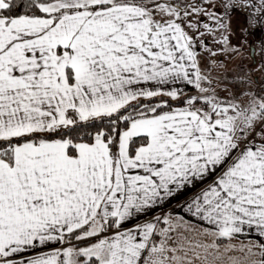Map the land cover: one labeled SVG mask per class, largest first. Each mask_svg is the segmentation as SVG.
<instances>
[{
    "label": "snow or ice",
    "instance_id": "snow-or-ice-1",
    "mask_svg": "<svg viewBox=\"0 0 264 264\" xmlns=\"http://www.w3.org/2000/svg\"><path fill=\"white\" fill-rule=\"evenodd\" d=\"M238 9L264 26V0H0V264H264Z\"/></svg>",
    "mask_w": 264,
    "mask_h": 264
},
{
    "label": "crops",
    "instance_id": "crops-1",
    "mask_svg": "<svg viewBox=\"0 0 264 264\" xmlns=\"http://www.w3.org/2000/svg\"><path fill=\"white\" fill-rule=\"evenodd\" d=\"M246 15H247L246 12L240 13L237 10V15L234 18V27L237 29V32H236V35L232 38V44L239 46L242 49V54L239 57H233L232 58L230 65H232L233 67H235V65L242 64V62H241L242 60H240L242 55L244 54V50H243L244 45L242 47V44H244V43H241L242 40L246 41L245 44L247 42H248V44H253L254 42L255 43L259 42V43H261L260 47H262V45L264 43V39H263L264 38V30H263L264 26L254 27L250 24H247L246 21L244 20V17ZM241 27L247 28V32H248L247 36H244V34L241 31H239V29ZM253 54H254V50H253ZM251 58L253 59L254 55H252ZM203 61H204V64H202V67L207 64V60L205 61L203 59ZM256 63L257 62L255 60H253V61L251 60V61L245 62L244 64L247 65L246 69H248V68L251 69L252 76L255 77L256 80H260L264 75V63L261 61L259 64L260 69H262L261 73H257L256 71H254V69L256 68ZM168 211H172L173 214L185 216V219L191 223L193 228H196L197 226H199L201 229L211 228V226L205 225V224H203V222L195 221L193 218L186 216V214H184L183 212L180 211L179 207L175 203L171 204L169 207H167L163 210V212H168ZM156 214L162 215L163 213L160 211H157ZM244 242L247 243L246 240ZM234 243L239 244L240 241L237 240V241H234Z\"/></svg>",
    "mask_w": 264,
    "mask_h": 264
},
{
    "label": "rangeland",
    "instance_id": "rangeland-1",
    "mask_svg": "<svg viewBox=\"0 0 264 264\" xmlns=\"http://www.w3.org/2000/svg\"><path fill=\"white\" fill-rule=\"evenodd\" d=\"M222 10V9H221ZM238 11L240 13H244L243 10H240L238 9ZM264 30V29H263ZM264 39V38H263ZM244 45V54L242 55L241 59L242 60V64L245 66V68L247 67L246 64H244L245 62H248V61H253L255 60L257 63H256V68L254 69V71H256L257 73H261L262 69H260L259 67V64L260 62L262 61L264 63V43L261 46V43L259 42H254L253 44H248V42L245 44H242V47ZM210 47H214V45H209ZM251 50H254V58L252 59L251 56H250V51ZM205 61L207 60V64H210V58L207 56V54H203V57H202ZM229 63V66L230 67H233L232 65H230L231 61H227ZM206 64V65H207ZM213 75H216L217 73L215 71L212 72ZM251 74H252V71H251Z\"/></svg>",
    "mask_w": 264,
    "mask_h": 264
},
{
    "label": "built area",
    "instance_id": "built-area-1",
    "mask_svg": "<svg viewBox=\"0 0 264 264\" xmlns=\"http://www.w3.org/2000/svg\"><path fill=\"white\" fill-rule=\"evenodd\" d=\"M259 81L260 82H264V75H263V77Z\"/></svg>",
    "mask_w": 264,
    "mask_h": 264
},
{
    "label": "water",
    "instance_id": "water-1",
    "mask_svg": "<svg viewBox=\"0 0 264 264\" xmlns=\"http://www.w3.org/2000/svg\"><path fill=\"white\" fill-rule=\"evenodd\" d=\"M251 53H253V50H251Z\"/></svg>",
    "mask_w": 264,
    "mask_h": 264
}]
</instances>
